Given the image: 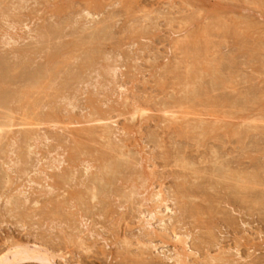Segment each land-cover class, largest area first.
Returning a JSON list of instances; mask_svg holds the SVG:
<instances>
[{
	"label": "rangeland",
	"instance_id": "1",
	"mask_svg": "<svg viewBox=\"0 0 264 264\" xmlns=\"http://www.w3.org/2000/svg\"><path fill=\"white\" fill-rule=\"evenodd\" d=\"M0 112V264H264V0H0Z\"/></svg>",
	"mask_w": 264,
	"mask_h": 264
},
{
	"label": "bare ground",
	"instance_id": "2",
	"mask_svg": "<svg viewBox=\"0 0 264 264\" xmlns=\"http://www.w3.org/2000/svg\"><path fill=\"white\" fill-rule=\"evenodd\" d=\"M236 21V20H235ZM228 32V31H227ZM44 33V32H43ZM236 34V33H235ZM41 35V34H40ZM44 36V35H43ZM239 37V36H238ZM247 42V41H246ZM51 49V48H50ZM201 50V49H200ZM199 50V51H200ZM202 53V52H201ZM20 56V55H19ZM25 57V56H24ZM193 59V58H192ZM69 61V60H68ZM70 62V61H69ZM191 62V61H190ZM56 67H57V65H52V67L50 66L45 72V75L47 76V78L49 79V77H50V75L52 76V73L56 70ZM192 68V67H191ZM15 74V73H14ZM57 75H59V74H57ZM34 76V75H33ZM38 76V75H37ZM44 77V76H43ZM65 77H68V76H65ZM42 78V77H41ZM42 80H44V79H42ZM60 82V81H59ZM45 83V82H44ZM42 81L40 80V78H36V79H33L32 80V78L31 79H27V81H26V83L22 86L23 87V89L22 90H20V92H18V96H17V98H16V100H18V101H23V102H28V100H29V95H31L30 93L34 90H36V89H38V88H40V89H42L41 87H42ZM9 87V86H8ZM47 89V88H46ZM52 92V91H51ZM50 92V93H51ZM209 92V91H208ZM34 93V92H33ZM37 96V95H36ZM195 98V97H194ZM30 102V101H29ZM207 103V102H206ZM40 105V104H39ZM22 106V105H21ZM26 106H27V104H26ZM41 106V105H40ZM30 109V108H29ZM16 111H18V110H16ZM59 111V110H58ZM1 113V112H0ZM29 113H32V111H24V113H23V118L25 119V117H28L29 116ZM18 120V119H17ZM92 121V120H91ZM90 122V121H89ZM25 123H29V122H25ZM31 125H32V123H30ZM29 125V124H28ZM15 126V125H14ZM23 126V125H22ZM23 137V136H22ZM24 146V145H23ZM247 183V182H246ZM104 192V191H103ZM162 193V192H161ZM161 193L160 192H158L157 194H153L155 197H156V199L157 198H159L160 197V195H161ZM162 196V195H161ZM161 198V197H160ZM153 199H154V197H153ZM158 201V200H157ZM159 201H161V200H159ZM162 202H163V199H162ZM157 207H152V210L151 211H149L150 212V214H149V216L151 217V218H153L155 215H156V213H158L157 212ZM168 209V208H167ZM160 218V217H159ZM154 219V218H153ZM162 219L163 218H161V219H158L159 221H162ZM163 222V223H162ZM162 222H159V223H162V224H164V220L162 221ZM151 224V223H150ZM178 255H180V254H178ZM6 258V256L5 257H3L2 259L4 260ZM19 259H21V258H19Z\"/></svg>",
	"mask_w": 264,
	"mask_h": 264
}]
</instances>
